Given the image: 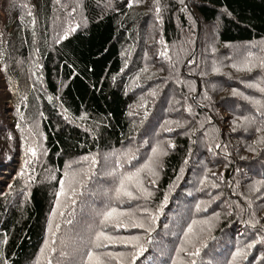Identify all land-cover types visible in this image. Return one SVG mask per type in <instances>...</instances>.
Here are the masks:
<instances>
[{"label": "trees", "instance_id": "trees-1", "mask_svg": "<svg viewBox=\"0 0 264 264\" xmlns=\"http://www.w3.org/2000/svg\"><path fill=\"white\" fill-rule=\"evenodd\" d=\"M261 60L264 0H0V264H133L139 245L134 264H264ZM154 146L152 196L115 199L107 173ZM66 172L87 190L53 237ZM108 207L144 225L103 228L137 247L90 243Z\"/></svg>", "mask_w": 264, "mask_h": 264}, {"label": "snow or ice", "instance_id": "snow-or-ice-1", "mask_svg": "<svg viewBox=\"0 0 264 264\" xmlns=\"http://www.w3.org/2000/svg\"><path fill=\"white\" fill-rule=\"evenodd\" d=\"M139 3L141 0H129V7L132 6V3ZM181 3L184 2V0H180ZM154 3L158 5L159 0H154ZM186 9H181V11H185ZM156 12H160V8L156 7ZM31 15V13H29ZM75 29H72L74 31ZM167 54V46H165V51L161 53V55H166ZM260 67H264V60L260 61L259 64ZM233 67H236V70L238 71H247L251 72L253 70V65L251 64L250 59L248 61H245L242 67H237L236 65H233ZM146 70V69H145ZM213 71L216 73H219L220 69L214 67ZM233 94H237L236 90L233 89ZM207 98V97H205ZM19 111V109H17ZM86 115L82 116L81 119H86ZM17 128L20 127L19 123L16 125ZM168 131H172L173 129H167ZM9 139H11V136H9ZM261 142H264V140H261ZM172 145H170L171 147ZM219 147V145H217ZM31 153L32 156L36 155V152L32 148H28L26 150V154ZM160 155H167L166 152H161L159 150V146H154L151 149V154L148 156L146 161L139 165L138 167H135L131 171H126L123 173H120L116 170H113L112 172L107 173L108 176H110L113 180V183L115 184L114 188V193H115V199L119 200L122 197L127 198L128 201L132 200H138V199H149L152 196V192L145 187L144 181L142 174L144 173H149L152 176L156 175L155 168L153 165L155 164L156 160ZM85 161H91L92 167H95L96 165V158L94 156L92 157H84L83 158ZM132 159H135V156L129 157L128 162L130 163ZM30 160H25L24 164L28 165L30 164ZM187 163V161H185ZM69 169L72 168V165L69 164L67 166ZM119 167V165H118ZM19 176H24L25 172L22 169L20 173H18ZM89 178H91L92 175H95V173L88 174ZM79 174H69L68 172L65 173V178L61 179L60 181V188L59 190L55 193L56 195V207L53 208L52 214L50 216L49 220V232L53 237H55L56 232L52 231V220L54 217L58 214L59 216L63 217L65 216L64 211H58V209L62 205L61 198L64 197L67 200H70L72 204L76 203V198L79 196L83 195V192L81 189H84L85 191L87 190V185L82 183L79 178ZM151 183L155 185L156 181L152 180ZM11 187V185H9ZM66 206V205H65ZM98 215L101 217L99 220V225L102 226L100 230H97L95 232L94 238L90 241V243L95 247V248H101V247H107L108 244L116 245V244H123L125 246L132 245L133 247H137L134 241H137L139 238L138 237H116L111 235L110 233L106 232L103 230V228L107 227H112L117 230L119 229H127L129 226L131 227H138V228H143L144 225L142 223H138L135 219L132 218L131 214L127 211H121L118 210L116 207H108L105 210L101 211L98 213ZM125 217L129 218V222H126L124 219ZM68 223H71V221H66ZM55 229L58 231L60 229V224L57 223L55 224ZM192 231V227L189 226L188 232ZM187 235V233H186ZM6 239L3 241V243H6ZM104 242H107L104 243ZM52 244H55L56 241L53 239L51 241ZM252 245H249L251 247ZM49 247V242L48 240L45 241V248ZM45 249H42L41 251L43 252ZM52 251H55V249H51ZM144 252V247L143 245H139L137 247V252L136 255L133 257V264L135 262V259L141 255ZM199 254V249H197L196 253H193V255H198ZM111 259L116 260L117 256H121L122 253H117L115 255L113 254H107ZM244 253L240 250H238L236 253L233 254V260L235 261L237 258L243 256ZM5 264L7 262L5 261ZM47 264H52L51 260L49 259ZM84 264H107V260L104 258V256L94 253L91 249L87 252V258ZM119 264V261H118ZM193 264H195V261H193Z\"/></svg>", "mask_w": 264, "mask_h": 264}]
</instances>
